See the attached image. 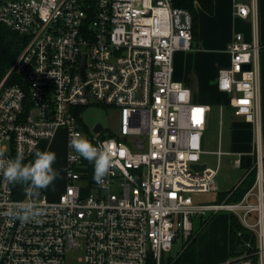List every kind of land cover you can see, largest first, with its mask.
I'll return each mask as SVG.
<instances>
[{"label": "built area", "instance_id": "built-area-1", "mask_svg": "<svg viewBox=\"0 0 264 264\" xmlns=\"http://www.w3.org/2000/svg\"><path fill=\"white\" fill-rule=\"evenodd\" d=\"M235 14L250 19L251 37L234 33L216 85L254 130L255 177L240 200L203 202L193 195L218 190L219 167L194 168L202 163L212 105L196 101L174 67L176 52L194 48L190 9L174 0H0V24L24 37L0 82V149L27 158L61 129L67 136L66 182L56 199L28 197L0 175V264H68L73 251L82 264H163L181 235L194 234L195 219L220 211L238 218L255 247L217 264H264L258 0L236 2ZM13 72L18 80L8 84ZM94 100L119 110L111 135L82 120L80 109ZM72 132L93 144L108 142L115 167L106 188L69 146ZM234 163L242 165L241 157ZM27 202L43 209L41 222L22 224L5 215Z\"/></svg>", "mask_w": 264, "mask_h": 264}, {"label": "rangeland", "instance_id": "rangeland-1", "mask_svg": "<svg viewBox=\"0 0 264 264\" xmlns=\"http://www.w3.org/2000/svg\"><path fill=\"white\" fill-rule=\"evenodd\" d=\"M196 38V37H195ZM196 40V39H195ZM194 40V45H195ZM187 53V51H185ZM208 56H200L195 58L192 62L188 63L186 60L181 67V70L185 73H190L193 77L191 84L193 97L199 102H210L212 110L209 116V122L205 132V145L204 152L201 155V162L208 164L212 167H218V175L216 182L219 186L220 191H230L238 184V182L245 178L249 171H252L248 164L245 163L238 166L234 163V160L239 156L237 152L225 153L222 156L214 153L219 149V142L221 139V149L224 151H234L238 149L239 145L244 146V138L239 133L235 134L232 129L231 122L235 120L242 121L241 117L231 116L234 110L226 104L228 96L224 93L217 91L215 84L212 82L215 70L220 64L225 63L229 57L224 51L208 49ZM191 63V64H190ZM176 66V64H175ZM221 103L223 104V112L221 114ZM81 117L85 125L89 129H93L94 126L101 122L106 130L103 132L104 135H111L118 129L119 110L113 105L103 104L97 101H93L90 105L80 109ZM235 114V113H234ZM39 150H44L50 146V150L56 153L57 159L54 164V168L60 171V177L54 181V184L49 187L48 190L42 191L48 195L50 199H56L60 194L61 187L64 183L65 169H66V154H67V136L66 130L61 129L57 136L51 142H45L40 144ZM34 156V155H33ZM33 159V157H32ZM85 185V182L79 181ZM253 184V183H252ZM121 187L114 184L112 187L113 191L119 193ZM194 200L203 202H214L216 197L212 194H199L193 195ZM220 200L230 201L228 196L221 195ZM212 214L201 218L195 219L194 232L199 231L201 226L210 219ZM181 235L173 244L170 252L164 253L163 264L173 262L180 252L183 250L184 245L188 240ZM250 242L246 246V249L254 250V242L251 238L248 239ZM246 249H243L240 253H235L233 256L243 254ZM81 255L78 251L70 252L67 256L68 264H82L78 261V257ZM171 261V262H170Z\"/></svg>", "mask_w": 264, "mask_h": 264}, {"label": "crops", "instance_id": "crops-1", "mask_svg": "<svg viewBox=\"0 0 264 264\" xmlns=\"http://www.w3.org/2000/svg\"><path fill=\"white\" fill-rule=\"evenodd\" d=\"M236 2L250 3L251 0H214L213 13H208L206 10H204L201 7V5L198 2H195V9L199 17L198 35L195 38L196 39L195 45L192 51H188L186 53L185 51L180 50L175 54L174 67H175V78L177 80L184 82L187 86L191 88V84L193 81L192 75L190 73H185L181 70V67L183 66L186 60H188L189 63L192 62L195 58H198L200 56H208L209 54L207 52L208 49H213V50L217 49L219 51H224L228 56L226 49L228 43L230 42L231 38L236 32H242L247 40L250 39L251 37L250 19H244L239 16H236L235 14ZM258 7H259V15H260L261 40L262 42H264V0H258ZM228 60L225 63L220 64L215 70L216 72L214 73V75H212V77L214 78L212 82L215 84L216 89H217L216 83H217L219 69L222 66L226 65L228 63ZM261 66H262L261 78H262V103H263L262 147L264 150V54L262 55ZM206 103H210V102H206ZM227 103L228 100L226 101V104ZM223 104L224 103H221V105ZM231 116L241 117L243 119L242 121L235 120L231 122L232 124L231 127L235 134L239 133L240 135H242V138H244L245 140L244 142H246V145L245 143L244 146L239 145L238 146L239 148L235 149L234 151L228 152L222 149L221 150L227 153L237 152L242 159V164L245 165V163L248 164L247 162H249V167L251 169L255 160L256 137L254 130L251 124L245 121V119L242 116L235 115L234 113H232ZM45 142H51V141H43L42 143ZM40 146L38 147L37 150H39ZM219 148H221V139L219 142ZM218 150L219 149H217L216 151ZM216 151H214V153H216ZM241 181L242 179L238 182V184ZM65 182L66 179L64 176V183L61 187L60 193L64 190ZM226 192L228 191H220L218 186V190L214 195L216 197V200L218 197H220L221 195H223V193ZM231 219H232L231 213L226 211H220L212 214L211 218L208 219V221L201 226L197 234V240H196L197 264H217L231 257V249H230Z\"/></svg>", "mask_w": 264, "mask_h": 264}, {"label": "clouds", "instance_id": "clouds-1", "mask_svg": "<svg viewBox=\"0 0 264 264\" xmlns=\"http://www.w3.org/2000/svg\"><path fill=\"white\" fill-rule=\"evenodd\" d=\"M69 146L78 157L93 165L95 183L101 188H106V177L115 167L108 142L93 144L81 133L72 132L69 136ZM56 159V153L50 150V146L44 150H36L33 159L29 162H25L23 153L17 152L15 157H8L6 151L0 149V175L9 184L19 185L28 197L38 198L42 191L48 190L60 177V171L54 168ZM5 215L19 220L22 224L39 223L44 211L36 203L27 202L14 205Z\"/></svg>", "mask_w": 264, "mask_h": 264}, {"label": "trees", "instance_id": "trees-1", "mask_svg": "<svg viewBox=\"0 0 264 264\" xmlns=\"http://www.w3.org/2000/svg\"><path fill=\"white\" fill-rule=\"evenodd\" d=\"M174 2L175 5L188 8L192 11L194 16L193 35L194 38L197 37L199 17L195 9V2H198L208 13H213L214 0H174ZM23 42L24 37L22 35L3 24H0V82L11 70L13 63L23 46ZM17 80V76L13 72L9 76L7 83H13ZM32 157L33 155L25 158V162L31 161ZM254 177V171H250L236 187L226 193H223V195L228 196L230 201L240 200L254 182ZM219 200L220 199L218 197L216 201ZM198 232L199 231L194 232V234L191 236L192 238H190L184 245L183 250L180 252L179 256L173 260V262L170 261L171 263L167 262L165 264H197L196 240ZM249 238H251L255 245L254 236H251V234L240 223L238 218L232 214L230 244L231 256H233L235 253H240L243 249H246L245 242Z\"/></svg>", "mask_w": 264, "mask_h": 264}, {"label": "water", "instance_id": "water-1", "mask_svg": "<svg viewBox=\"0 0 264 264\" xmlns=\"http://www.w3.org/2000/svg\"><path fill=\"white\" fill-rule=\"evenodd\" d=\"M104 125L101 123V122H98L95 126H94V130L96 132H100V131H103L104 130ZM207 166L206 163H199V164H194V168L197 169V170H203L205 169Z\"/></svg>", "mask_w": 264, "mask_h": 264}]
</instances>
